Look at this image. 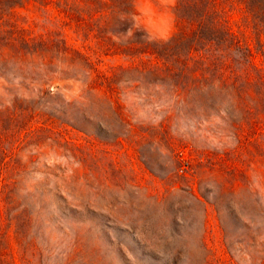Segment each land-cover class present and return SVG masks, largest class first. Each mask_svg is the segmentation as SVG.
I'll return each mask as SVG.
<instances>
[{
	"label": "rangeland",
	"instance_id": "1",
	"mask_svg": "<svg viewBox=\"0 0 264 264\" xmlns=\"http://www.w3.org/2000/svg\"><path fill=\"white\" fill-rule=\"evenodd\" d=\"M174 3L135 0L134 30L167 40ZM16 20L35 35L53 30L33 7ZM103 60V69L130 64ZM44 75L0 62V187L10 199L0 211L31 215V264H264L259 164L244 173L239 151L230 174L225 101L183 112L166 83L128 72L112 94L107 83ZM12 232L8 253L21 264Z\"/></svg>",
	"mask_w": 264,
	"mask_h": 264
},
{
	"label": "trees",
	"instance_id": "2",
	"mask_svg": "<svg viewBox=\"0 0 264 264\" xmlns=\"http://www.w3.org/2000/svg\"><path fill=\"white\" fill-rule=\"evenodd\" d=\"M33 7L53 30L35 35L16 20V10ZM174 27L167 40H150L134 30L135 0H0V62L31 63L46 81L77 79L111 88L124 72L167 84V94L183 112L198 99L227 104L233 146L226 154L230 174L240 151L246 173L259 164L264 188V0H175ZM130 34L126 39L123 35ZM121 56L127 70L105 68L104 57ZM186 108V109H185ZM240 153V154H241ZM5 186L0 187V201ZM9 198L2 202L9 204ZM31 215L0 211V264H31Z\"/></svg>",
	"mask_w": 264,
	"mask_h": 264
}]
</instances>
